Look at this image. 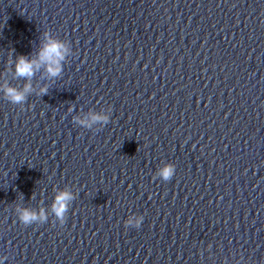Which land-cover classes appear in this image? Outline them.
I'll return each instance as SVG.
<instances>
[{"label":"clouds","instance_id":"1","mask_svg":"<svg viewBox=\"0 0 264 264\" xmlns=\"http://www.w3.org/2000/svg\"><path fill=\"white\" fill-rule=\"evenodd\" d=\"M47 35V34H46ZM68 48L66 45L59 40L47 38V42L42 46L37 54V58L29 60L27 57L21 55L17 58L15 64V75L16 77L26 78L29 81L34 76L35 72L40 70L43 66L47 74L51 77L58 76L62 70V61H64L66 54L68 53ZM6 98L10 103L15 105H20L25 102L27 95L32 91V86L30 83L26 84L22 90L11 86H4L3 88ZM41 94L47 92L46 88H42ZM107 117L100 115H93L91 117V122L95 123L98 121L106 120ZM85 126L90 127L91 125L87 121H81ZM175 173V168L171 164H167L158 170V176L168 181ZM73 195L68 191L59 192L52 204V212L56 219L59 221L60 225L65 223L66 213L68 212V206L70 201H72ZM19 221L24 225H31L34 223H44L47 221L48 217L46 212L41 209L39 212L33 211L31 209H18ZM144 217L140 216L133 220L129 218L125 221V226H133L139 228L143 222Z\"/></svg>","mask_w":264,"mask_h":264}]
</instances>
